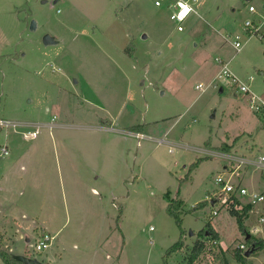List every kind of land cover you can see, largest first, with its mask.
Returning <instances> with one entry per match:
<instances>
[{"label":"rangeland","instance_id":"rangeland-1","mask_svg":"<svg viewBox=\"0 0 264 264\" xmlns=\"http://www.w3.org/2000/svg\"><path fill=\"white\" fill-rule=\"evenodd\" d=\"M154 2L0 0V118L42 124L35 139L21 132L37 127L0 132L10 151L0 159V200L31 226L18 233L0 213L3 251L48 264L65 239L70 255L76 242L85 250L86 264L97 248L99 264H188L195 244L210 239L209 225L230 264H239L241 245L249 251L237 217L227 209L213 217L207 196L231 163L223 152L264 156V107L255 111L251 94L220 80L217 63L264 95V40L245 27L263 22L261 0L252 1L255 15L246 0H200V17L182 33ZM46 35L57 44L46 46ZM240 172L244 187L264 194V169ZM167 194L184 202L181 225L168 212ZM251 210L245 224L259 226L261 241L264 201ZM59 228L51 248L36 252L41 235ZM182 234L183 248L167 258ZM247 259L264 264V250ZM194 264L222 263L202 254Z\"/></svg>","mask_w":264,"mask_h":264},{"label":"built area","instance_id":"built-area-1","mask_svg":"<svg viewBox=\"0 0 264 264\" xmlns=\"http://www.w3.org/2000/svg\"><path fill=\"white\" fill-rule=\"evenodd\" d=\"M253 0H248L249 4L248 10L252 15L258 14L259 9L256 4H253ZM200 0H155V6L166 7L170 13V20L175 24L176 30L178 32H185L186 23L190 21L192 17L197 15V7ZM261 8L264 10V0H261ZM187 9V10H186ZM264 25V23H263ZM262 24H256L252 21H246L245 27L248 30L254 31L257 35L260 34V38L264 40V35L261 31ZM234 48L237 51H240L242 44L240 41L234 43ZM217 62L222 66L218 78L220 80H229V83L232 86L238 85L242 92L251 94L250 102L252 108L255 111H260L264 107V99L257 97L251 92L250 85L242 83L228 68V64L224 63L223 60L217 59ZM252 80V79H251ZM198 89H202L203 85H199ZM257 101L261 102V106L258 105ZM21 127H26L16 122L0 118V130L3 129H15V131ZM40 131L37 127L31 132L23 133L25 139H35L39 135ZM138 139L148 138L142 133H136ZM10 154L9 147L7 145H0V159L6 157ZM230 158V157H229ZM255 160V161H254ZM232 166L227 170L223 175H218L216 178L217 191L208 196L207 201L211 203L213 208L212 216H217L224 209H239L243 208V198H249L250 203L247 205L255 207L259 203L264 201V194H257L250 192L246 187H244L240 182V170L242 167L246 166H257L259 169H264V156H259L257 159L249 158H230ZM237 163V164H235ZM237 179L234 181V179ZM259 223L262 225L264 223V217H260ZM249 231V229H248ZM260 232L259 226L255 227L253 230L248 232V237H255ZM54 237L47 233L41 235L34 248L38 253L44 252L45 250L51 248ZM208 251L207 258L213 262L216 260L217 254H219V242L216 239L210 240L207 243ZM242 251H247L246 245H241L240 248Z\"/></svg>","mask_w":264,"mask_h":264},{"label":"crops","instance_id":"crops-1","mask_svg":"<svg viewBox=\"0 0 264 264\" xmlns=\"http://www.w3.org/2000/svg\"><path fill=\"white\" fill-rule=\"evenodd\" d=\"M248 0H246V2H247ZM259 6V5H258ZM20 7H17V5H14V9H15V11H16V9H19ZM195 16H198V17H200L199 16V13H197V15H195ZM262 20H263V22H260L261 24H262V26H261V30H262V28L264 27V25H263V23H264V18H262ZM262 33H263V35H264V32H263V30H262ZM198 44L196 43L195 44V46H197ZM127 47V46H126ZM126 47H125V49H126ZM124 49V50H125ZM125 54H126V52H125ZM127 55V54H126ZM222 60V59H221ZM224 61V60H223ZM218 63V62H217ZM224 63H226L225 61H224ZM228 64V63H227ZM229 65V64H228ZM228 68H229V66H228ZM230 70V69H229ZM202 85V84H201ZM202 90V89H201ZM221 92H223V90H221ZM253 93V92H252ZM247 94V93H246ZM254 94V93H253ZM255 95V94H254ZM264 97V95L261 97V98H263ZM16 123H18V122H16ZM104 123H106L107 125H109V123H110V121H108V120H105V122ZM18 124H20V123H18ZM24 125H26V126H32V127H34V128H36V127H38L39 125H41L42 126V124H40V123H33V122H27V123H24ZM113 125V122L111 123V126ZM136 128V126L134 127L133 126V128L132 129H135ZM1 132H5L6 133V137L9 135V133H10V131H7L6 129H3ZM13 132H15V133H20V131H18V129L15 131V129H13ZM23 133H25V131L24 132H21V134H22V137L25 139V137H24V135H23ZM29 133V132H28ZM148 138H150V136L148 137ZM227 144L230 146L231 145V143H230V141L228 142L227 141ZM228 148H230V147H228ZM234 149H229L228 151V153H225V152H221L223 155H225V156H228V157H230V158H247L246 157V155H240V154H233L232 153V151H233ZM255 161V160H254ZM232 164L233 163H230V164H228V165H226L225 166V170L227 171V170H229L230 169V167L232 166ZM234 165V164H233ZM246 167H254L253 165L252 166H246ZM255 167H257V166H255ZM258 168V167H257ZM259 169V168H258ZM225 173V172H224ZM224 173H222V175L224 174ZM221 175V174H220ZM240 175H241V172H240ZM0 178H4V176H2V175H0ZM1 179V180H2ZM240 179V178H239ZM238 179V180H239ZM237 179L235 178L234 179V181H236ZM240 181V180H239ZM241 183V182H240ZM243 185V184H242ZM0 189H1V191L2 190H4L2 187H0ZM217 191V190H216ZM208 195H210V194H208ZM207 198H208V196H207ZM114 201H116V200H114ZM183 201V200H182ZM242 202H243V208L244 207H248V209H249V212H248V216H247V221L250 219V217H251V214H252V210L251 209H253L254 210V208L255 207H253V206H250V205H247V204H249L250 203V200H248V199H242ZM12 206V205H11ZM10 206V202L9 201H7V202H4V200L2 199V200H0V213H2V214H4L5 215V220L7 221V220H10L11 222H13L15 225H16V232H18V233H26V231L31 227L29 224H27V223H22L21 221H24V220H28V216L25 214V213H23V215H22V219L20 220L18 217H17V215H14V209L12 210V207ZM3 215V216H4ZM32 223L34 224V222L32 221ZM37 225H38V227L41 225V224H39V223H37ZM244 225H245V227L248 229V224L246 223L245 224V222H244ZM120 226V225H119ZM118 229V228H117ZM42 230L45 232V231H47V228H45V227H43L42 228ZM62 229L61 228H59V230H57V232H56V234L54 235V236H52V237H54L55 238V236H59V237H61V235H62ZM54 241V240H53ZM66 241L67 240H65V239H61L60 240V242H59V244H58V252H56L55 254H52L53 256L52 257H49V259L47 260L48 262V264H86L84 261V258L86 257V252H85V250L84 249H81V247H80V245H79V243L78 242H76V243H74L73 244V249L72 250H74V252H72L71 253V255L69 254V246L66 244ZM68 242V241H67ZM71 249V248H70ZM99 248H97V250H98ZM97 250H95V251H93L92 253H93V255H92V257H94V258H92V257H90V258H88L89 260H90V262L89 263H87V264H99V262H98V260H100L99 259V257H97V255H98V253H97ZM106 258H107V260H109V259H111V257L109 256V255H107L106 256Z\"/></svg>","mask_w":264,"mask_h":264},{"label":"trees","instance_id":"trees-1","mask_svg":"<svg viewBox=\"0 0 264 264\" xmlns=\"http://www.w3.org/2000/svg\"><path fill=\"white\" fill-rule=\"evenodd\" d=\"M262 75H264V71H262ZM0 132H1V130H0ZM209 144H210V142H208L206 145L209 146ZM225 146H227V145L224 144V147ZM202 160L203 159H200L199 161H197L196 163H194L193 165L190 166L188 176L190 175V173L193 170H195V168L200 164V162ZM183 181H184V179L181 180V182H183ZM167 198L169 200V205H168L169 214L173 215L175 217L177 223L179 225H181L180 209L184 205V202L182 200L178 199V198L170 199L169 194H167ZM204 204H205V202L201 203L200 205L198 204L195 207V209L201 208L202 205L204 206ZM229 210H230V212L233 215H235L237 217L240 230L246 236L247 243L249 245L250 244L252 245V246H249V250H253L254 254L259 252V251L264 250V239L259 241L260 239L256 240L257 238H255V237H248V232L249 231L244 225V222L247 219L248 212H249L248 207H244L241 210L235 209V208H232V209H229ZM208 227H209V229H208L207 232H209L211 234V237H210V239H208V242L210 240H213V239L218 240V235H217V233L213 232L212 225H209ZM207 232H205V234H207ZM183 236H184V234H182V237L180 238V240L175 245H173L170 249L167 250V253H166L167 258L172 256L174 253L178 252L179 250H181L183 248V242H182L183 241L182 240ZM253 241H256L257 243H255L253 245ZM207 243L203 244V242H201V243L197 242L195 244V246H194V248L192 250V253H191V256H190L188 264H194V262L202 254H205L206 257H207V254L209 253L208 247H207ZM242 253L245 254V251H242L241 249H238V251L236 252L235 258H236L237 262L239 264H248V259ZM219 254H220V251H219ZM219 254H217V256H216V260L217 261H220L222 264H230L229 261L226 259V257H224V253L221 256ZM0 258L2 259L4 264H26L25 262H23V261L19 260L18 258L10 255L9 253L3 251L2 249H0Z\"/></svg>","mask_w":264,"mask_h":264},{"label":"water","instance_id":"water-1","mask_svg":"<svg viewBox=\"0 0 264 264\" xmlns=\"http://www.w3.org/2000/svg\"><path fill=\"white\" fill-rule=\"evenodd\" d=\"M31 28L32 29L36 28V23L35 22L32 23V27ZM146 38H147V36L144 35L143 39H146ZM44 44L46 46H49V45H55V44H57V42H56L55 38L51 37L50 35H46L45 38H44ZM263 99H264V97H263ZM191 235H193V233H191ZM253 253H254L253 250H249V251L246 252L245 256L247 258H249ZM18 259L23 261V262H25L26 264H41V263H39L37 261H33V260H30V259H27V258H23V257L22 258L19 257Z\"/></svg>","mask_w":264,"mask_h":264},{"label":"clouds","instance_id":"clouds-1","mask_svg":"<svg viewBox=\"0 0 264 264\" xmlns=\"http://www.w3.org/2000/svg\"><path fill=\"white\" fill-rule=\"evenodd\" d=\"M187 10V9H186Z\"/></svg>","mask_w":264,"mask_h":264}]
</instances>
